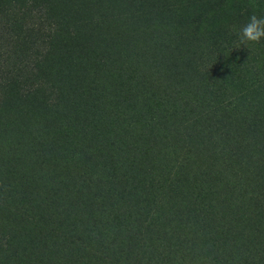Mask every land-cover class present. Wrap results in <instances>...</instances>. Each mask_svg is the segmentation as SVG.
<instances>
[{
    "label": "trees",
    "instance_id": "obj_1",
    "mask_svg": "<svg viewBox=\"0 0 264 264\" xmlns=\"http://www.w3.org/2000/svg\"><path fill=\"white\" fill-rule=\"evenodd\" d=\"M253 12L0 0V264H264V67L237 35Z\"/></svg>",
    "mask_w": 264,
    "mask_h": 264
},
{
    "label": "clouds",
    "instance_id": "obj_2",
    "mask_svg": "<svg viewBox=\"0 0 264 264\" xmlns=\"http://www.w3.org/2000/svg\"><path fill=\"white\" fill-rule=\"evenodd\" d=\"M237 35L242 45L260 43L264 40V16L253 12L248 17L247 22L240 26Z\"/></svg>",
    "mask_w": 264,
    "mask_h": 264
},
{
    "label": "rangeland",
    "instance_id": "obj_3",
    "mask_svg": "<svg viewBox=\"0 0 264 264\" xmlns=\"http://www.w3.org/2000/svg\"><path fill=\"white\" fill-rule=\"evenodd\" d=\"M170 1H172V0H166V2L168 3V2H170ZM19 19H13L12 18V21L14 22V23H16V27L15 28H17V27H19L20 29H21V32H19V35H21L22 37H23V39H25V41L28 39V38H31V36H34L33 34H32V32L30 31V29H29V26H28V23H30L29 22V20H25V21H22V20H19ZM10 24V23H9ZM31 27V26H30ZM25 28V29H24ZM32 28V27H31ZM34 28V27H33ZM35 29V28H34ZM23 33H25V35L23 34ZM16 49V48H15ZM241 49H242V51L243 50H245L244 52H242L241 53V55L243 56V60H239V62L241 61H243L245 64L247 63H249V62H247L246 61V59H251V58H256V60H257V58H258V60H257V64H259V65H261L262 67H264V58H260V56H259V52H258V50H257V48H256V46H255V44H249V45H247V46H245V45H242L241 44ZM17 50V49H16ZM18 57V52L17 53H15V54H13V57ZM236 59H239L238 58V56L237 55H234L233 56V59H228V60H234V61H237ZM244 64V65H245Z\"/></svg>",
    "mask_w": 264,
    "mask_h": 264
}]
</instances>
